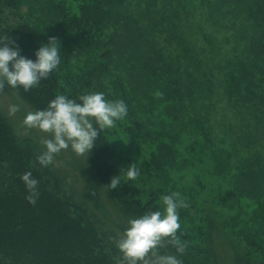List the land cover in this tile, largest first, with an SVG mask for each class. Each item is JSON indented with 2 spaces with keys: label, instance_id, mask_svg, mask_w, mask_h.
I'll use <instances>...</instances> for the list:
<instances>
[{
  "label": "trees",
  "instance_id": "trees-1",
  "mask_svg": "<svg viewBox=\"0 0 264 264\" xmlns=\"http://www.w3.org/2000/svg\"><path fill=\"white\" fill-rule=\"evenodd\" d=\"M28 1L0 0V35H8L21 55L33 61L36 51L50 37L59 40L61 51V63L37 87L27 93L22 88L8 87L33 111L46 109L57 95L79 102L83 94L100 92L102 79L112 70L115 77L111 83L118 91L115 93L132 109L140 107L148 112L150 100H154L149 96L154 91L152 87L158 89L161 102L181 104L188 96L187 80L182 76L187 78L190 73L183 75L157 57L154 49H147L152 47L150 40L153 42L156 33L149 25L157 26V4L143 3L142 7L140 2L132 4V0H30L37 2V8L32 9V5L23 7ZM31 12L38 13L33 24ZM245 17L253 29L245 59L251 60L247 67L255 70V76L247 73L244 81L249 94L254 93L264 103V0H250ZM172 18H176L175 13ZM47 25L53 30L47 32ZM37 26L43 27L42 33ZM109 29L115 32L111 34ZM127 64L130 69L122 74L118 65L121 68ZM139 84L142 87L137 88ZM199 87L197 83L196 89ZM144 100L146 103L141 102ZM151 113L152 110L148 112ZM166 131L163 128L159 133L166 136ZM41 151L33 139L17 136L11 119L0 110V264H120L121 253L115 240L129 219L160 211L155 194L146 200L135 196L125 174L130 162L116 152L106 130L101 132L86 163L91 177L115 208L117 223L111 225L68 191L63 169L38 163L36 157ZM28 171L39 181L35 205L27 201L28 192L20 178ZM118 175V188H106L110 179ZM258 191L260 185L252 188L248 196L258 197ZM216 229L217 225L207 220V230L202 235L205 249L196 252L186 243L185 253L179 257L183 264H217V243L212 235ZM252 231L239 233L244 243L238 245L237 252L229 242L221 243L223 248L230 245L232 264H264V258L255 256L261 248L249 234ZM161 254L176 252L169 247L161 249Z\"/></svg>",
  "mask_w": 264,
  "mask_h": 264
},
{
  "label": "rangeland",
  "instance_id": "rangeland-1",
  "mask_svg": "<svg viewBox=\"0 0 264 264\" xmlns=\"http://www.w3.org/2000/svg\"><path fill=\"white\" fill-rule=\"evenodd\" d=\"M133 2H140L142 7L157 4V26L149 25L156 33L153 42L150 40L152 47L147 49H154L163 62L190 76H182L187 80L189 94L181 104L159 101L158 89L152 87L154 91L149 96L154 100L147 108L151 114L130 106L124 119L106 129L116 152L140 169L136 180H128L131 190L142 200L154 193L160 211L164 209L161 197L179 192L189 205L178 209L179 231L184 233L183 241L196 252L205 249L202 235L207 230V220L213 221L218 227L212 232L217 243V264H232L230 245L223 248L221 243L229 242L237 252L238 245L244 243L239 233L245 230H253L249 234L261 248L255 256L264 258V103L254 93L249 94L244 81L247 73L255 76V70L247 67L251 60L245 59L253 33L251 21L245 17L250 0ZM36 3L29 0L23 7L32 5L35 9ZM174 13L176 18H172ZM31 17L33 24L38 13L31 12ZM42 29L37 26L39 33ZM46 29L53 30L48 25ZM119 66L122 74L130 69V64ZM114 74L112 70L102 79L100 92L108 101L119 100L111 83ZM135 81L131 79L137 85ZM11 104L20 105L14 116L8 115ZM0 110L11 119L17 136L33 139L43 150L41 139L49 138V134L23 125L24 117L33 110L7 85L0 93ZM163 128L166 136L159 133ZM159 145L163 146L161 151ZM86 157L87 154L77 156L69 148L56 155L52 165L63 169L60 171L68 191L77 201L115 226V208L91 177ZM258 185L259 196H248Z\"/></svg>",
  "mask_w": 264,
  "mask_h": 264
},
{
  "label": "clouds",
  "instance_id": "clouds-1",
  "mask_svg": "<svg viewBox=\"0 0 264 264\" xmlns=\"http://www.w3.org/2000/svg\"><path fill=\"white\" fill-rule=\"evenodd\" d=\"M0 93L6 85L12 89H23L25 93L46 80L61 63V51L56 37H50L47 44L36 51L33 61L23 55L15 41L8 35H0ZM70 99L61 94L52 99L47 108L29 111L23 119L27 129H37L49 134L42 138L43 150L36 159L41 166L53 163L61 151L71 150L77 156L89 155L101 132L115 127L117 120L127 115V105L123 100L108 101L102 92H89ZM20 105L11 104L8 115L14 116ZM128 180H136L140 169L133 163L126 170ZM25 184L27 201L35 205L39 192V181L31 171L20 177ZM121 183V175L114 176L106 188L116 189ZM163 211L145 213L129 219L128 226L115 246L121 253L120 264H183L179 258L185 253L187 244L181 240L178 209L189 205L179 192L161 197ZM179 233V234H178ZM175 249L176 254H161V249Z\"/></svg>",
  "mask_w": 264,
  "mask_h": 264
}]
</instances>
